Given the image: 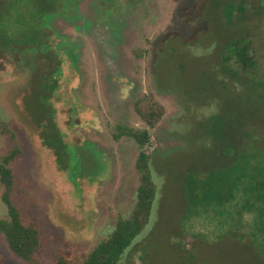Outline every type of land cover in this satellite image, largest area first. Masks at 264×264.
Segmentation results:
<instances>
[{
	"label": "rangeland",
	"instance_id": "374dc122",
	"mask_svg": "<svg viewBox=\"0 0 264 264\" xmlns=\"http://www.w3.org/2000/svg\"><path fill=\"white\" fill-rule=\"evenodd\" d=\"M95 1L81 0L80 19L57 18L41 37L42 46L65 37L77 43V61L63 56L58 88L45 108L41 86L56 71L58 56L0 38V157L21 149L12 164V200L24 222L39 230L40 264H56L61 256L82 262L121 220L132 219L142 152L157 197L148 224L119 264H264L262 217L256 230L253 214L189 211L184 196L191 167L229 162L223 148L230 140L210 133L215 116L241 124L264 121V0ZM242 1L244 22L231 20L226 8ZM24 32L8 35L15 41ZM243 38L250 40L257 65L245 70L231 55L228 72L223 59L229 42ZM153 104L164 113L151 127L139 110L150 118ZM50 114L70 147L63 170L44 143L53 128ZM144 130L149 142L142 148L128 132ZM3 195L0 179V220L9 214ZM256 207L264 215V203ZM0 264H28L1 232Z\"/></svg>",
	"mask_w": 264,
	"mask_h": 264
},
{
	"label": "trees",
	"instance_id": "16d2710c",
	"mask_svg": "<svg viewBox=\"0 0 264 264\" xmlns=\"http://www.w3.org/2000/svg\"><path fill=\"white\" fill-rule=\"evenodd\" d=\"M80 1L12 0L0 5V38L5 39V44L37 48L45 55L49 53V50H54L58 56L55 61L56 71L52 73V77L49 79L44 78L41 86L44 94L39 96V99L44 108L48 106L58 88L59 79L57 77L62 74L63 56L69 57L73 64L77 61L73 48L77 43L72 38L65 37L64 40L57 42V45L50 43V45L42 46L44 44H41V37L44 35L45 29L51 28L57 18H63L65 22L71 23L80 19L77 11ZM104 1L106 0H96L94 3L100 5L99 2L103 4ZM97 8L99 9L98 6ZM246 8V1H242L239 5L231 2L226 8V13L231 20L236 18L244 22ZM263 9L260 5L259 12L261 13ZM94 11H96V7ZM106 12L109 13L108 10ZM236 12H239V15L235 16ZM231 26L234 24L232 23ZM26 29L28 33H22L20 40L14 41L11 39L12 35H8L12 30L21 32V30L26 31ZM227 51L229 55L223 59L226 64V71H231L227 68L232 61L231 55H234L235 62L245 70L256 67L257 64L252 55V44L249 39L243 38L229 42ZM139 112L151 127L155 125L157 116L160 118L164 113L163 108L156 104L149 107L150 118H147L140 110ZM49 118L53 128L52 131L49 130V133L43 136L44 143L54 152L59 165H61V170H63L65 167L62 158L67 154L66 150L70 147L56 126L53 114L52 116L50 114ZM239 122L237 120L228 121L225 115L215 116L210 121V133L216 140H221L223 143L230 140L223 148V156L229 162L227 161L228 163L216 169H206L199 165L191 167L185 178L184 196L189 203V211L194 208L198 211L201 208L205 210L207 207H212L220 210L222 214L235 216V218L253 214L257 218L255 228L257 230L261 217V220L264 221V215L259 216L255 212L258 209L256 206L264 203V121L250 123L247 120L243 124ZM128 133L136 139L142 148L149 142L148 130L142 132L129 131ZM20 154L21 149L15 147L9 155L0 157V179L4 190L3 202L9 213L8 219L0 220V232L5 236L9 248L18 259L28 264H40L38 260L41 247L39 230L34 224L24 222L20 209L15 206L12 200L16 184L12 164ZM72 159L77 165L80 164L79 159L75 156ZM257 162L261 163L260 166ZM138 169L141 174V186L138 189V201L132 219L121 220L112 235L101 241L86 260L82 262L72 261L61 256L56 264H119L124 253L133 245L148 224L157 197V185L153 180L150 160L144 152L140 154ZM258 172L261 174L260 180L257 177ZM222 209L224 210L222 211ZM262 236L264 237V235ZM263 240L261 243L264 247Z\"/></svg>",
	"mask_w": 264,
	"mask_h": 264
}]
</instances>
